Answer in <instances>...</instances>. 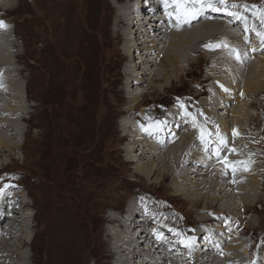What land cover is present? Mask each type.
I'll list each match as a JSON object with an SVG mask.
<instances>
[{"label": "rangeland", "instance_id": "1", "mask_svg": "<svg viewBox=\"0 0 264 264\" xmlns=\"http://www.w3.org/2000/svg\"><path fill=\"white\" fill-rule=\"evenodd\" d=\"M2 1H5V4L9 6H7V8L5 7V12L3 11L2 13L5 19H8V22L4 23L5 27H1L3 28L1 32L2 34H9L6 38V43L8 44L6 46H10L12 43L15 44L14 51L11 46L7 49L12 59L9 66L22 69V74H20V78L22 79H19L18 75L15 76V79H17V82L20 81L24 84L20 103L21 106H24L23 110L27 117L23 120L22 118L17 120L15 123V130L9 132V135L0 130L1 139L9 146V148L6 146L3 148L2 145L0 146V187L3 188V186L9 182L10 188L7 190L9 196L14 194V191H17L18 187H21L22 189H19L21 191L20 197L31 204L30 210H27V213L30 215L26 220L27 229L22 227V229L26 230L25 233L18 230L15 231L17 238L9 242L12 244L11 247L13 246L12 248L14 250L18 247H22L24 243H27V247L23 249L25 257L18 256L16 260H18L20 264H42L46 260V232L44 229L47 228L46 225L49 212L50 210L52 212L54 210L58 212L61 209V204H63V202H69L71 198V201H78L85 209V216H83L80 221L75 220L74 222L76 224H82L83 222L87 227L92 226L94 232H98V234H100L102 229L114 226L113 224L110 225L107 223L108 221L105 219L107 216H121L125 214V210H129L130 202L133 201V211H135L133 212V216H140L143 219L144 217L145 219L148 217L151 222H154V224L148 225L150 227L153 225L152 227H155V229L145 233L148 238L145 242L146 244L144 243L142 247L143 249L146 248L145 253L147 256L145 260H147L148 264H175V262L176 264H198V262L203 259L204 263L209 262L207 264H264V87L263 89L257 90L254 95H244V93L240 91L243 87L242 85L246 82L238 81L237 78L233 76L234 73H232V70H230L231 68L237 67L236 64L238 62L230 61V69L225 70V68H223V70L219 69L222 72L216 71L214 65L211 64L210 61L205 60L202 54H211L210 52L212 51L217 53L220 51V48L213 47L212 49L204 48L202 50L201 45H196L197 47L194 46V49L200 48L202 53L192 52L188 54L190 57L196 58V60H191L184 65L183 68L185 72L182 70L178 80L171 81L167 84H165V81H160V83H156L155 81L153 84L161 85L160 90L155 89L156 91L151 90L150 92L144 93L143 99L135 105L134 110L124 112L128 99L126 91L124 92L121 87L127 80V78H124L123 70L125 68V61L129 58L123 56L120 52V48L122 49L121 45H123V43H120L121 41L119 43L117 42L116 46L118 49L117 47L115 48L114 42L111 46L107 45L108 43L106 44L107 37L103 31L104 27L108 24L106 18L109 17L110 21H112L113 11L117 6H120V1L124 0ZM245 1L246 2L243 3L242 6L253 15L254 20L248 28L250 30H252V28L253 30H258L257 32L252 31L253 37H256L254 39L256 42L255 44L250 45L252 43V37L248 38V36L247 38L244 36V39L239 41L241 52L243 51L242 53H244V55L248 52L252 53L250 55L254 59L256 58L255 62L252 61L251 57V59L248 58L246 60L244 58V60H240V63H238V66H240L238 70L242 72L243 78L247 75L253 77L255 73V70L246 68L248 66L247 64L250 65L251 62H254L255 66L259 63L260 59L258 58L264 56V44L259 46L260 48L257 47L256 51L252 50L260 43V41H258L259 37L262 41L264 39V33L260 31L264 30V0ZM179 2L183 5L185 0H179ZM216 2L218 3V0H214L215 4H217ZM222 4L223 3L220 5ZM100 12L105 13V20ZM206 19L207 18H205V20ZM220 19L216 20L220 21ZM48 20L52 21L49 22ZM75 21H77V23ZM73 27H75V29L76 27H83V31H72L71 28ZM239 29L243 31L245 28L243 26ZM98 30L101 32H97ZM258 33H260V35H258ZM82 37L83 40H81ZM0 38L3 39V37ZM50 38H52V41ZM74 38L82 41L80 48L83 49V52H85L84 54H88L84 66L79 64L75 67V64L72 62L74 55L71 56L69 54L71 48H66L67 44H71L72 47L73 45L76 46ZM221 46H226V44L221 43ZM112 49L113 51L110 52L109 50ZM61 50L65 51L63 55ZM18 53H20L19 63L15 61V59L17 60L15 56ZM137 58L138 57H133L131 59L133 62L129 64L133 69H136L135 73H139L141 70V66H138L139 63ZM155 61L157 62L158 59H155ZM52 66L56 70L50 71V67ZM80 66L84 69L82 70ZM60 67L66 72L63 71L62 73ZM147 68L149 70H147V74H145L144 77L147 83L143 82L144 86L142 85L141 88L143 91L149 88L148 84L153 72L164 73L159 69L157 63L148 65ZM211 68L214 70L212 71ZM58 69L59 71L57 72ZM60 71L61 73H59ZM2 72L3 67L0 65V74H2ZM23 73L28 74L24 75ZM218 78L221 79L220 82L222 81V84L224 82L225 85L227 84V88L229 87L230 89L232 87V94L230 96L227 97V88L223 90L224 94L215 95V90L220 87ZM225 79L233 80L234 84L228 85L232 82L230 83L229 80H227L228 83ZM26 81L31 85L27 83L28 85L25 88ZM165 85L167 86L165 87ZM0 86H4V83L0 82ZM162 88L164 90L163 92ZM141 89L136 87L131 89L129 87V90H131L133 94L139 92ZM32 94L34 96H32ZM128 97H130V95ZM34 98L36 100H34ZM47 98H49V100ZM51 98L53 99L51 100ZM8 99L9 94L7 90H5L3 94L0 93V112L2 111L1 115L6 119L7 117L3 113V103ZM125 99L127 100L125 101ZM216 100L221 102V104L216 103ZM238 101L245 103L247 106L246 108H249L246 113L248 115L247 117L245 116L246 119L243 117L240 122H233L234 120L231 119V108H233ZM51 102L54 103L52 104ZM205 103L206 105H204ZM41 105L44 106L41 107ZM172 106L176 107V110L174 109L173 113L170 111L167 112ZM142 108L145 114L140 113ZM59 109L62 112H60ZM137 114L140 115L138 116ZM16 115H20V112H17ZM132 115L135 116L133 117ZM65 117L69 120L65 119ZM144 117L146 119H144ZM121 118L130 119V122L141 132L140 139L143 144L137 147L132 144V137H124L123 132L118 129L119 127L117 124ZM61 119L66 120L69 126L72 124L71 119L80 122L84 121L89 132L93 133L91 143L81 151L84 152L82 155H79L81 152L75 154L68 149L63 151L60 150L62 147L58 146L56 143L55 135L58 131H62L61 129L64 127L59 123L57 126L54 125ZM164 121H167L168 124L166 127L164 126L160 129L158 126L162 125ZM221 122L224 123L227 129H224ZM232 125L233 128L235 126L233 130L231 129ZM237 128L239 130L241 129L240 134L237 133L239 132ZM114 129L117 130L115 134L113 133ZM164 131H166V133H164ZM176 133L178 135H176ZM12 134H15L14 138ZM23 134L25 136H23ZM103 135H106V137H114V135H116V137L121 138V140L119 142L113 141L111 145H108L107 143L101 142L102 138H105ZM161 135L164 137V140ZM184 135L189 136V138L186 139L183 137ZM99 137L101 138L100 140ZM181 137H183L184 141L187 140V143L183 144V139H181ZM246 140L249 143L245 142ZM147 141L152 145H157L156 152H154L162 158L164 157L162 154L166 150L171 149L175 144H183L180 151H178L179 154L177 153L178 165L174 174L171 173L172 170H170L169 163L167 164L165 161H163V163L158 162L159 164L151 163V165L158 167L164 164V167H161L160 173L153 175L154 177L152 176L153 178L150 177V179L143 178L138 171L134 169L135 164H145L150 167V160L146 156H143V158L139 153L142 151L141 146ZM178 141H180V143ZM15 144L16 149H13L14 147L12 148V146ZM129 145L132 148H129ZM184 145H188V148ZM126 149H130L131 158H133L132 156L135 154L137 158L136 163L125 162ZM246 153L248 154L246 155ZM103 161L107 162L104 163ZM252 162L253 165L251 164ZM80 166L82 168H80ZM106 169L107 171L105 172ZM217 169L221 170L220 173H218ZM195 170L197 171V175L195 174ZM239 173L242 177L239 176ZM158 174L164 176L160 181L156 179ZM225 174L227 175L225 176ZM173 175L186 176L185 179H188L183 180L182 183L188 182V184L191 183L190 181L194 180L191 178H195V176L196 180L201 178L209 183L212 181L213 188L211 187L209 189L206 186L205 189L204 186L202 189L203 185L195 187L200 193H207L210 198H206V200L199 199L194 205L188 203L180 195L174 193L172 185L170 184ZM255 179H257L258 183L257 193L247 189L248 185L252 184L251 181ZM3 180H5L4 183ZM83 181H86L88 185H90L89 187L95 186L96 188L97 184H100L102 187L98 189V196H96L94 200H92L94 196L89 198L86 191L80 188L79 183ZM224 181L226 183H224ZM229 182L231 184H229ZM112 185H115L114 189ZM217 186H225V190L222 188L218 190ZM230 186L231 188H228ZM238 187L239 189H237ZM227 191L233 196L237 195V198H235V200L228 198ZM242 197L244 200L243 203H241L240 209H238L237 202L238 200L240 201ZM250 200H253L252 204ZM243 204L244 206H242ZM119 205H121V207ZM72 207L73 210L76 209L75 212L79 210V208H82L77 204ZM150 207H152V209ZM232 208L235 212L230 213ZM165 213L167 216H164ZM154 216L157 217L154 218ZM75 218L76 216L74 215L69 218L71 224ZM171 218L176 221L171 223L169 220ZM248 221H251L252 226L249 227L248 224H246ZM75 223L72 225H75ZM150 227L148 229H151ZM195 231L204 234L203 237L200 238ZM183 232L186 234L184 235ZM102 234L104 235L103 232ZM103 235L101 237L102 239L105 238ZM24 237H26L27 242L24 241ZM0 238H3V236ZM200 243L203 245V249ZM211 243L215 244V247L217 246L215 251ZM149 245H154L152 246L153 249L147 250ZM184 250L186 252H184ZM223 252H225V254ZM228 252L232 254L231 256H233L234 261H231V256L228 257ZM171 253H174V255ZM195 253L199 254L193 256ZM211 253L215 254L213 255ZM167 255H169V257ZM219 255L223 258L220 259ZM152 256H155L157 259ZM111 258L112 257L102 258L103 264H112L114 260ZM218 258L220 261H218ZM89 261L88 264H93V262H91L92 260Z\"/></svg>", "mask_w": 264, "mask_h": 264}, {"label": "bare ground", "instance_id": "2", "mask_svg": "<svg viewBox=\"0 0 264 264\" xmlns=\"http://www.w3.org/2000/svg\"><path fill=\"white\" fill-rule=\"evenodd\" d=\"M120 2H121L120 6H117V8H115V10L113 11L114 14L112 16L113 17L112 21H110L109 17L106 18L108 24H107L106 27H104L103 31H104V33H105V35L107 37L106 44L108 43L107 45L111 46V44L114 42V45H115V48H116L117 47L116 46L117 45V42L119 43L121 41L120 43L121 44L123 43V45H121L122 46V49L120 48V52L122 53L123 56H126V57L129 58L127 61H125V64H124V67L125 68L123 70L124 78H127V80H126V82L124 81L125 82L123 84L124 86L122 85V87H121L124 92L126 91V93H127V99H128V103L126 104V106L123 105V106H125L124 112H129V111L134 110L135 109V105L139 101H141L143 99L144 93L150 92L151 90L154 91L155 89L156 90L157 89L160 90V88H161L160 86L161 85L160 84H158V85L153 84L155 81H156V83L157 82L160 83V81H163V82L165 81V84H167V83H169L171 81L178 80L180 78V73L182 72V70L184 71V68H183L184 65L186 63H188L189 61H191V60H196V58H192L188 54L189 53H192V52H200V53H202V51H201L200 48L194 49V46H196V45H201L202 50L204 48H209V49H212L213 47L220 48V51L217 52V53H214L215 51H212V52H210L211 54H206V53H203L202 54V56H203V58L205 60L210 61V63L214 65V68H215L216 71L217 70L220 71L219 69H222L223 70V68H225V70L226 69L227 70L230 69L229 68V66H230L229 65V62L230 61H232V62L237 61L238 63H240V60H244V58H245V60L248 59V58L251 59V57H252L250 55L252 53H249L248 51H247L248 53H246L244 55V53H242L243 51L241 52L240 45H239V41L240 40H243L244 39L243 38L244 36L246 38H247V36H248V38H251L252 37V43L250 45L255 44L256 42L254 41V39L256 37L255 36L253 37V35H252L253 32L252 31L257 32V30H258V29H254L253 30V28H252V30H250L248 28V27H250L249 25L254 22V20H253V15L246 8H244L242 6V4L246 2L245 0H224V2H223L222 5H220L221 4L220 0H218V3L216 2L217 4L214 3V0H211L212 6L211 7L204 6L203 13L201 15L197 16L195 19H192L190 21V23H184L183 20H184V16H185V9H190V8L193 7L192 0H185V2H184L183 5L179 2V0H156V2H158V5H155V3H151L150 0H124V1H120ZM124 2H125V4H124ZM206 3H207V0H205V4ZM180 5L182 7H180ZM233 5H235V7H233ZM7 6H9V5H6L5 4V1L0 0V21H3L4 23L5 22H8L7 21L8 19L6 20L5 19V16L2 14L3 11L5 10V7L7 8ZM194 7L195 8H200V7H202V5L198 3V4H195ZM108 8H109V6H108ZM213 8H217V9H219V11H213ZM140 9H142L143 11L140 12ZM179 9H180V12H179ZM111 10H112V8H111ZM151 13L153 15L150 17V19H149L148 22H146L145 20H143V22H140V26H141L140 28L134 27V25L137 22V17L144 19L145 18L144 17L145 15H148L149 16ZM230 13H233L234 15H230ZM100 14L104 18V20H105V13L104 12H102V13L100 12ZM178 17H179V23H178ZM45 18H46V15H45ZM205 18H207V19L205 20ZM216 19H220V21L219 20L217 21ZM48 21L50 22L52 20H48ZM58 22H59V20H58ZM75 22L77 23V21H75ZM49 25H50V23H49ZM243 26H244L245 29L243 31H240L239 28H242ZM1 29L3 31V28L0 27V37H3V39L0 38V65L3 67V72H2V74H0V82L1 83H4V86H0V89H1V92L0 93L3 94L5 92V90H7L8 91V94H9V99L6 102H4V103L2 102L3 103V113L7 117V119L1 115V112H2L1 111L0 112V130H2L3 133H7L9 135V132H11L12 130H15V123L17 122V120H20V118H22V120H23L24 118H27V117L25 116V113H24V110H23L24 109V106L22 105L23 106L22 107L21 106V103H20L21 102V97H22V92H23V89H24V84L21 83L20 81L17 82V79H15V76L16 75H18L19 79H22V78H20V74H22V69L21 68L20 69L19 68H13L12 66H9L10 63H11V61H12V59H11V56L8 53L7 49L10 46L12 47V50L15 49V44L12 43L10 46H6V45H8L6 43V38L9 36V34H2ZM71 29H72V31H74V30L75 31H80V32L83 31V27H76V29H75V27H73ZM260 31L264 33V30H260ZM97 32L100 33L101 31L98 30ZM7 33H8V31H7ZM259 35H260V33H259ZM49 36H51V35H49ZM263 38H264V35H263ZM9 39H10V37H9ZM46 39H48V38H46ZM50 40L52 41V38H50ZM81 40H83V37L81 38ZM81 40L79 41L77 38H74V42H76V46L73 45V47H72L71 44H67L66 45V48L67 49L71 48L70 51H69V54L71 56L74 55V58H72V62H73V64H75L74 65L75 67H77V65H79V64H81V65L84 66L85 60H86L87 55H88L87 53L84 54L85 52H83V49L80 48V45L82 43ZM258 41H260V43H258V45H256L254 48L252 46V48H253L252 50L253 51H256L257 47L260 48L259 46H261L262 44H264V39L262 41L261 38L259 37L258 38ZM221 43L226 44V46H223L222 47L221 46ZM5 47H7V48H5ZM52 48H53V46H52ZM117 49H118V47H117ZM47 51H48V49H47ZM56 51H58V50H56ZM109 51L111 52V51H113V49L112 50H109ZM53 52H55V51H53ZM63 52L65 53V51L61 50L62 55H63ZM19 54L20 53L16 54V56H15L17 58V60L15 59V61L17 63L20 62V55ZM238 56H239V58H237ZM22 57H23V55H22ZM133 57H138L137 58L138 59V63H139L138 66H141V70H140L139 73L138 72L135 73V70L136 69H133V67L131 65H129V64H131V62H133L131 60ZM155 59L156 60L158 59V61L156 62ZM255 59L252 57V61L255 62ZM258 59H260L258 64H256L254 66V62H251V64L250 65L247 64L248 66L246 67V68H249L251 70H255V73H254V76L253 77L251 75H247L246 77L243 78L242 72H240L238 70L240 68V66H238V63L236 64L237 67H234L232 65L234 68H231L230 69V70H232V73H234L233 76L235 78H237L238 81H240V82L241 81L246 82V83L243 82L244 84L242 85L243 87L241 86L242 88H241V91H240V92L244 93V95L245 94H247V95H254V94H256L255 92H257V90H260L261 88L263 89V87H264V63H263L264 62V56L261 57V58H258ZM128 61H129V63H128ZM156 63L159 65V69H161V71H163L164 73L161 74L160 72H157V73H154L153 72L152 73L151 80L149 81V84H148L149 85V88L146 91L145 90L143 91L141 88H142V85L144 86L143 82H145V78H144L145 77V74H147V70H149L147 67H148V65H153V64H156ZM75 67H73V68H75ZM85 67H86V65H85ZM71 68H72V65H71ZM94 68H95V66H94ZM59 69L57 70V72L59 71ZM61 69H62V73H63V71H65V70L63 68H61ZM81 69H82V67H81ZM54 70H56V69L53 66L50 67V71H54ZM211 70L213 71L214 69L211 68ZM121 72H122V70H121ZM220 72H222V71H220ZM28 73H26V74H28ZM59 73H61V71ZM246 73H247V71H246ZM26 74H24V75H26ZM59 75H62V74H59ZM228 76H229V73H228ZM233 76H232V78L234 80V77ZM248 76H250V77H248ZM230 77H231V75H230ZM224 78H225V76H224ZM222 79H223V77H222ZM220 80L221 79H219V81H218L220 87L217 90H215L216 91V93H215L216 96L221 95L223 93V90L225 88H227V84L225 85L224 84L225 82L222 84V81L220 82ZM225 80L227 81L229 79H225ZM233 80H229V82L230 83L232 82V83L231 84H228V85L234 84L233 83ZM27 81H26L25 88L29 84ZM33 82H36V81H33ZM145 83H147V81ZM29 85H31V84H29ZM166 86L167 85H165V87ZM129 87L131 89L133 87H136V88L141 89V90L139 92H136V93L133 94L131 92V90H129ZM231 88L230 89H229V87L227 88V91H228L227 97L232 94ZM29 91H30V89H29ZM163 91L164 90L162 88V92ZM129 95H130V97H128ZM32 96H34V95L32 94ZM49 96H50V94H49ZM1 97H2V95H1ZM4 98H5V96H4ZM212 98H214V97H212ZM47 99L49 100V98H47ZM52 99L53 98H51V100ZM127 99H125V101ZM34 100H36V99L34 98ZM43 102H45V101H43ZM48 102H50V101H48ZM215 102L221 104V102H219L218 100H216ZM204 105H206V103ZM43 106L41 105V107H43ZM246 107L247 106H246L245 103L238 101V103L235 104L233 108H231V119L234 120V121L232 120L233 122H240V120L243 117L244 118H245V116L247 117L248 114H246V113H247V109H249V108H246ZM143 108L140 111L141 114H145ZM45 109H46V107H45ZM52 109H53V107H52ZM174 109L176 110V107H173L172 106L169 110H167V112L170 111L171 113H173V110ZM59 111H60V109H59ZM64 111H65V109H64ZM17 112H20V115H16ZM46 112H47V110H46ZM55 112H56V110H55ZM60 112H62V111H60ZM46 114H48V113H46ZM249 114H250V112H249ZM51 115H52V113H51ZM137 115L139 116L140 114H137ZM132 116L134 117L135 115H132ZM46 118H47V116H46ZM48 118H49V115H48ZM65 119H67V118L65 117ZM144 119H146V118L144 117ZM61 120H59V122H57L58 120L57 121H54V122H57L54 126H57L58 123H59V124H61V126L63 125V127H64L63 129H61L62 131H58L56 133V135H55L56 143L58 144V146H61L62 147V149H60L61 151L68 149V150H70V152L72 151L75 154L76 153L78 154L79 152H81L82 150H84L86 147L89 146V144L91 143V138L93 136V133L89 132V130L87 129V125H86V123L84 121H81L80 122L78 120L75 121L74 119H71L72 124L69 126V124L66 122V120H63V119H61ZM67 120H69V119H67ZM167 121H164V123L162 125H159L158 127L160 129L162 127H164V126L166 127L167 124H168ZM185 121H186V119H185ZM209 121H211V120H209ZM117 124H118V127H119L118 129L121 132H123L124 137H127V136L132 137V139H131L132 141L131 142H132L133 145H136L138 147L139 145L143 144L142 141H141V139H140L141 132L138 131V129H136V127L134 126L133 123L130 122V119H128V118H123L122 119L121 118L120 121ZM221 124L224 127V129H227L225 127L224 123L221 122ZM135 125H137V124H135ZM47 126H50V125H47ZM61 126H60V128H61ZM183 127H185V126H183ZM45 129H47V128H45ZM231 129L232 130L235 129V126L233 128V125H232ZM240 130L237 128V131H239V132H237V131L236 132L240 134ZM116 131L117 130L114 129L113 130V133L115 134ZM160 132H162V131H160ZM164 133H166V131H164ZM136 135H137V137H136ZM176 135H178V134L176 133ZM23 136H25V135L23 134ZM40 136H41V134H40ZM12 137L14 138L15 137V134H12ZM100 137H99V140L101 139ZM103 137H105V138H102L101 142L102 143H107L108 145H111L113 141H118L119 142L121 140V138H117L116 135H114V137H112V136L106 137V135H103ZM161 137H162V135H161ZM183 137H185L186 139L189 138V136H187V135H184ZM183 137H181V139H183ZM163 138L164 137H162V139ZM158 139H160V138H158ZM223 139H226V138H223ZM242 140H243V137H242ZM186 141H184V139H183V142L182 143L183 144L184 143H187ZM178 142L180 143V141H178ZM218 142H220V141H218ZM245 142H247V140ZM247 143H249V142H247ZM10 144H12V143H10ZM1 145L3 146V148H5L4 146H6L7 148H9V146L7 144H5L4 143V140H2L1 137H0V146ZM182 145H178V144L176 145L175 144L174 147H172L171 149L166 150V151L164 150L165 152L162 154V156L164 155V157L162 158L160 155H158V154L155 153L156 152V146L157 145L156 146L155 145H152V144L148 143V141H147L144 145L141 146L142 151L139 152V153H140V155L142 157L143 156H146L150 160V167L148 165H145V164H140V165L139 164H135L134 169L137 170L138 173L143 178L150 179V177H152L153 175H155L157 173H160V168L161 167L162 168L164 167V164H162L161 167H158V166H155V165L154 166L151 165V163L152 164H155V163H158V162L159 163H163V161H165L167 164L169 163L170 170H172L171 173L174 174L175 169H176V167L178 165V154H179L178 151H180V148L182 147ZM184 146H187V148H188V145H184ZM184 146H183V148H184ZM130 147L131 146L129 145V148ZM163 147H164V145H163ZM12 148L13 149H16V144L13 145ZM42 148H44V147H42ZM23 150H25V149H23ZM106 150H108V149H106ZM184 151H185V149H184ZM188 151H187V154H188ZM238 151H239V149H238ZM201 152L203 153L202 150H201ZM83 153L84 152H81L79 155H82ZM130 154H131L130 149L129 150L126 149V154H125L126 159H125V162L126 163H129V162H131V163L135 162L136 163L137 162V158H136L135 154H134V156H132L133 158L130 157L131 156ZM195 154H197V153H195ZM247 154L248 153H246V155ZM249 155H250V152H249ZM184 156H185V154H184ZM251 160H249V161H251ZM105 162H107V161H105ZM253 162L251 163L252 165H253ZM243 164H245V163H243ZM85 165L88 166L87 164H85ZM185 165H187V164H185ZM210 165H211V163H210ZM97 166H99V165H97ZM180 167H181V165H180ZM197 167H198V164H197ZM238 167H237V170H238ZM245 167H246V165H245ZM80 168H82V167L80 166ZM95 168H97V167H95ZM101 168H102V166H101ZM91 169H90V171H91ZM188 169H190V168H188ZM221 169H222V167H221ZM180 170H182V169H180ZM191 170L193 171L192 168H191ZM197 170H198V168H197ZM92 171H93V169H92ZM101 171H103V170H101ZM106 171H107V169L105 170V172ZM217 171H218V173H220L221 170L217 169ZM196 172L197 171L195 170V174H196ZM245 173H246V171H245ZM200 174H203V173H200ZM177 175H179V174H177ZM226 175L227 174H225V176ZM239 176L242 177L241 174ZM185 177L186 176H175V175H173L171 177L172 180H171V183L170 184L172 185V189L174 190V193L176 195H180L185 201H187L190 204L192 203L193 205L196 204L199 199L200 200L201 199L202 200H206V198L207 199L210 198V196L208 197V194L207 193L202 194V192L200 193L198 189H195V187L200 186V185L201 186L203 185L202 186V189H203L204 186H205L204 187L205 189H206V186H207V188L210 189L212 187V183H213L212 181H210V183H209L206 180L204 181V179L202 180L201 178H199L200 180L199 179L196 180V176H195V178H191V176H190L191 179H194L193 181H190L191 179L189 180L191 183H189V184H188V182L182 183L183 180H187L188 179V178L185 179ZM163 178H164V176L162 174H161V176L159 174L156 176V179H158V181L162 180ZM223 178H225V177H223ZM213 179H214V177H213ZM217 179H219V178H217ZM66 181H67V179H66ZM234 181H236V180H234ZM4 182H5V180H3V183ZM8 183L9 182H7L6 185L3 186V188L0 187V190H2L0 192V237L3 236V238H0L1 239L0 240V264H20L18 262V260H16V258L18 256H20V257L24 256L23 249L25 247H27L26 246L27 243H24L23 242L24 245L22 247H18L17 249L14 250L12 248L13 246L11 247L12 244H10L9 242L12 241V240H14V238H17L16 235H15V231L18 230V231H21V232L25 233V231H26L25 229H27L26 220H27V218L30 217V215L27 213V210L30 208L31 204L27 203V200H25L24 198H21L20 197L21 191L19 189H22L21 187H18V190L19 191L18 190L17 191H14V194H12V195L10 194L11 196H9L8 193H7V190H9V188H10L9 186L10 185ZM224 183H226V182L224 181ZM251 183L252 184H249L248 187H247V189H249V190L254 191L255 193H257V185H258L257 179H255L254 181H251ZM104 184H105V181H104ZM229 184H231V183L229 182ZM79 186H80L81 189H83V190L86 191V194H87V196L89 198H91V197L94 196V198H92V200H94L95 197L98 196V189H101L102 188L100 186V184H97L96 185V188H95V186L89 187L90 185H88V183L86 181H83V182L79 183ZM231 186H233V185H231ZM231 186L228 187V188H231ZM234 186H236V185H234ZM112 187L114 189L115 188V185H112ZM118 187H119V185H118ZM70 188H71V186H70ZM220 188H222L223 190H225V186H217V189L218 190ZM107 189H109V188H107ZM237 189H239V187ZM71 191H69V192H71ZM140 193H141V191H140ZM227 193H228L227 194L228 198H230L232 200H235V198H237V195L236 196H233V195H231V193L229 191H227ZM134 197H136V196H134ZM70 199H69V202H67V203L66 202H63V204H61L62 205L61 206V209L58 212H56V210H54L53 212L50 210V212H49V217L47 219V225H46L47 228L44 229V231L46 232L45 233V240H46L47 257H46V260L42 264H88L90 262L89 260H92L91 262H93V264H103L102 258H104V257H112L111 259L114 260V262H113L114 264H148L147 260H145V258L147 256L146 253H145L146 252L145 251L146 248L143 249L142 247H143V244L146 242V240L148 238L147 237V234L145 235V233L147 231H151L152 229H155V227H152L153 225L151 227L148 226V225L149 224H152V223L154 224V222H151L150 221V218H148V217L146 219L144 218L145 219L144 220L140 216L139 217L133 216V203H134L133 201L130 202V208H129V210H127V209L125 210V214L122 213L123 215H121V216H119V215L118 216H114L113 215L111 217L110 216H107L105 218L108 221L107 223H109L110 225L113 224L114 226H111V228L102 229V231L100 232V234H98V232L97 233L94 232L92 226L91 227H87V226H85V223H83V222H82V224H76L74 222L75 220L80 221L81 218L83 216H85V212H84L85 209L83 208V206L78 201H74L73 202ZM144 199H146V198H144ZM241 200H242V202H241ZM243 200H244L243 197L240 199V201L238 200V202H237L238 209H240L241 203H243ZM250 201H251L250 203L252 204L253 200H250ZM210 202H212V201H210ZM76 204L79 207H82V208H79V210H77L75 212L76 209L73 210L72 209L73 208L72 206L73 205L76 206ZM159 204H161V203H159ZM119 206L121 207V205H119ZM242 206H244V204ZM150 208L152 209V207H150ZM159 210H161V209H159ZM155 212H157V211H155ZM233 212H235V211L232 208V210L230 211V213H233ZM114 213H115V211H114ZM8 214H10V215H8ZM11 214H12V216H11ZM158 214H159V212H158ZM72 215L76 216V218L72 222V224L75 223V225H72L70 223V221H69V218L72 217ZM100 216H102V215H100ZM164 216H167L166 213H165ZM155 217H157V216H154V218ZM7 218H8V220H7ZM209 219H210V217H209ZM169 220L171 221V223L176 221L173 218H171ZM133 221H135V222H133ZM138 221H141V222H138ZM246 224H248L249 227L252 226L251 221L250 222L248 221ZM22 227H24L25 229H22ZM149 227L151 229H148ZM182 228H184V227H182ZM102 232L104 233V235L102 234ZM195 232H196V234H198L200 236V238L203 237V235H204V234L199 233V231H195ZM183 234L185 235L186 233L183 232ZM102 235L105 238L102 239L101 238ZM204 239H205V237H204ZM24 241H26V237H24ZM138 241H140V242H138ZM11 243H13V242H11ZM211 244L214 246V251H215V249H216L217 246L215 247V244H213V243H211ZM200 245H201V243H200ZM152 246H154V245H149V247H148L147 250L153 249ZM202 246L203 245H201V247ZM202 249H203V247H202ZM228 251H229V249H228ZM184 252H186V251L184 250ZM174 253H171V254L174 255ZM216 253H218V252H216ZM223 253L225 254V252H223ZM198 254L199 253H195V255H193V256H197ZM211 254H213V253H211ZM227 254H228V257L232 255L230 252H228ZM161 255H163V254H161ZM169 255H167V256L169 257ZM177 255H179V254H177ZM183 255H185V254H183ZM152 257H155V256H152ZM179 258H181V257H179ZM219 258L222 259L223 257L221 258V256L219 255ZM219 258H218V261H220ZM230 258H231V261H234L233 260V256H231ZM155 259H157V258L155 257ZM215 259H216V257H215ZM136 260H138V261H136ZM203 260H201L200 262H198V264H207V263H209V262H205L204 263ZM183 261H182V263H183ZM226 261H227V259H226ZM216 262H217V260H216ZM175 264H176V262H175ZM178 264H180V263H178Z\"/></svg>", "mask_w": 264, "mask_h": 264}, {"label": "snow or ice", "instance_id": "3", "mask_svg": "<svg viewBox=\"0 0 264 264\" xmlns=\"http://www.w3.org/2000/svg\"><path fill=\"white\" fill-rule=\"evenodd\" d=\"M220 2L223 3L224 0H220ZM198 3L201 4L202 7L195 8L194 5L198 4ZM192 4H193L192 8L185 9V16H184V20H183L184 23H190V21L192 19H195L197 16L201 15L204 11V6H207V7L212 6L211 0H207L206 4H205V0H192ZM233 7H235V5H233ZM213 11H219V9L213 8ZM230 15H234V14L230 13ZM178 23H179V17H178ZM4 26H5L4 22L0 21V27H4ZM258 35H259V33H258ZM237 58H239V56ZM0 191H2V190H0Z\"/></svg>", "mask_w": 264, "mask_h": 264}]
</instances>
